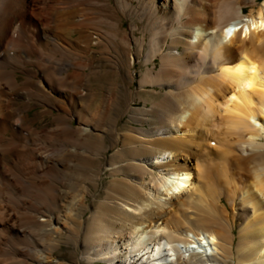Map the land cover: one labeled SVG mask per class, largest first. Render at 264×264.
Returning <instances> with one entry per match:
<instances>
[{
    "label": "bare ground",
    "instance_id": "bare-ground-1",
    "mask_svg": "<svg viewBox=\"0 0 264 264\" xmlns=\"http://www.w3.org/2000/svg\"><path fill=\"white\" fill-rule=\"evenodd\" d=\"M174 260L264 264V0H0V264Z\"/></svg>",
    "mask_w": 264,
    "mask_h": 264
},
{
    "label": "rangeland",
    "instance_id": "rangeland-1",
    "mask_svg": "<svg viewBox=\"0 0 264 264\" xmlns=\"http://www.w3.org/2000/svg\"><path fill=\"white\" fill-rule=\"evenodd\" d=\"M248 10H249V8H247V9H246V11H248ZM15 34H16V33H14V34H13V36H15ZM68 252H69V251H65V252H64V254H65V256H67V257H69V258H70V256H69V253H68Z\"/></svg>",
    "mask_w": 264,
    "mask_h": 264
}]
</instances>
